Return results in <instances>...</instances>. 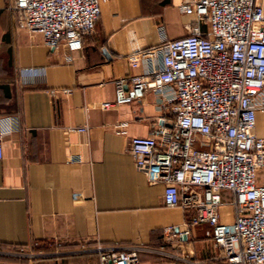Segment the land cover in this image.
I'll use <instances>...</instances> for the list:
<instances>
[{"label":"crops","instance_id":"0c3cea01","mask_svg":"<svg viewBox=\"0 0 264 264\" xmlns=\"http://www.w3.org/2000/svg\"><path fill=\"white\" fill-rule=\"evenodd\" d=\"M183 1L189 0L101 2L81 48L69 50L64 43L45 46L39 33L19 25L13 0H0V247L23 250L1 253L0 264H99L97 242L135 248L147 264L216 253L195 230L168 238L163 228L183 224L192 212L164 205L163 184H150L128 150L132 136L148 135L161 117H172L171 92L149 87L141 98L114 103L117 80L129 90L131 75L158 65L163 40L196 24L178 10ZM199 25L205 31L207 23ZM253 104L252 132L264 136L263 91ZM77 126L86 130L67 129ZM255 180L264 186V167ZM232 200L221 191V222L233 220ZM224 205L230 220L221 215Z\"/></svg>","mask_w":264,"mask_h":264},{"label":"built area","instance_id":"2783aa9c","mask_svg":"<svg viewBox=\"0 0 264 264\" xmlns=\"http://www.w3.org/2000/svg\"><path fill=\"white\" fill-rule=\"evenodd\" d=\"M104 1L13 0L12 8L19 25L39 33L48 48L64 43L78 50ZM178 10L193 15L196 24L182 37L163 40L156 49L158 65L131 75L129 90L122 80L115 83V104L141 98L149 87L158 94L171 92L166 100L172 117H161L148 135L132 136L129 153L150 184H163L164 205L192 212L183 224L163 228L168 238L200 228L230 263L264 264V186L255 180L256 170L264 167V136L252 132L253 99L264 92L263 6L258 0H189ZM201 22L207 23L205 31ZM157 30L164 37L161 25ZM2 122L0 115V160ZM222 190L233 196L229 223L219 220ZM93 251L99 264H147L135 248L97 242ZM22 252L0 247V254Z\"/></svg>","mask_w":264,"mask_h":264},{"label":"rangeland","instance_id":"374dc122","mask_svg":"<svg viewBox=\"0 0 264 264\" xmlns=\"http://www.w3.org/2000/svg\"><path fill=\"white\" fill-rule=\"evenodd\" d=\"M222 216L226 220H230L231 217V211L228 207V205H224L222 208ZM225 223H229V221H226ZM196 236L200 239L210 240L207 235L203 233V229H197L196 230ZM175 238V237H173ZM210 242V241H209ZM216 248V247H215ZM216 253L213 254V256H171V259L173 261H180V260H188L190 264H235L230 263L227 261L221 254L220 250L216 248Z\"/></svg>","mask_w":264,"mask_h":264}]
</instances>
